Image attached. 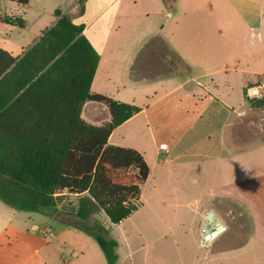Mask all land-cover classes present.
I'll return each instance as SVG.
<instances>
[{
  "label": "crops",
  "instance_id": "obj_1",
  "mask_svg": "<svg viewBox=\"0 0 264 264\" xmlns=\"http://www.w3.org/2000/svg\"><path fill=\"white\" fill-rule=\"evenodd\" d=\"M201 1L196 6L195 0H28L26 5L0 0L10 12L0 21V49L14 58L23 57L57 24L60 18L56 12H61L73 24L84 26V36L99 54L91 94L106 97L102 87L96 86L97 81L123 61L121 31L116 28L118 14L131 12L133 4H139L143 12H154L163 23L154 27V33L142 35L133 53L123 61V70L133 79L150 78L154 70L148 68L147 50L155 42L161 68L154 71L157 75L154 80L171 78L173 83L117 127L108 144L139 152L150 169L147 181L151 179L153 184L157 169L176 168L191 176L195 185L200 183L199 187L204 188L202 197L207 190L216 195L240 192L251 210L249 191L234 188L233 181L225 183L230 190L207 187L209 180L216 182L223 175L233 178L234 164L244 165L250 152L264 147L263 144L239 153L227 142L232 120L249 113L264 114V109H253L244 95L246 92L248 97L253 87H264V0ZM92 12L111 13L107 19L100 13L91 20ZM173 58H177L185 73L183 70L173 73ZM106 61H110L107 66ZM82 116L97 126L110 121L107 107L96 102L86 103ZM139 124L146 131L145 143L137 137ZM163 143L167 144V150L160 149ZM244 181L248 183L247 179ZM201 203V199H196L192 204L197 209ZM251 212L255 220L259 218L256 212ZM126 220L118 225L108 222L107 231L121 227ZM117 242V264H126L127 260L133 264L131 258L136 249L131 240L126 241L129 247L124 249L123 258L118 238ZM0 264H107V261L89 235L44 212L19 211L0 200Z\"/></svg>",
  "mask_w": 264,
  "mask_h": 264
},
{
  "label": "trees",
  "instance_id": "obj_2",
  "mask_svg": "<svg viewBox=\"0 0 264 264\" xmlns=\"http://www.w3.org/2000/svg\"><path fill=\"white\" fill-rule=\"evenodd\" d=\"M56 15L57 24L23 57L0 49V200L19 211L44 212L89 235L107 264H117L118 242L93 218L103 211L118 225L141 207L148 164L136 150L108 144L113 131L141 110L91 94L100 56L83 25ZM88 102L107 107L110 121L86 122ZM256 103L264 107V99ZM66 191L78 197L68 218L61 216L56 197Z\"/></svg>",
  "mask_w": 264,
  "mask_h": 264
},
{
  "label": "rangeland",
  "instance_id": "obj_3",
  "mask_svg": "<svg viewBox=\"0 0 264 264\" xmlns=\"http://www.w3.org/2000/svg\"><path fill=\"white\" fill-rule=\"evenodd\" d=\"M195 3L198 6L202 1L195 0ZM131 8V12H120L117 16L116 28L119 27L117 32L121 31L123 52L120 58L123 61L133 53L135 45L141 42L142 35L154 33V27L163 23L159 16H154V12H143L139 4H133ZM0 12L3 14L0 21L10 15L2 3ZM100 13H104V19H107L111 12H92L91 20ZM154 43L153 48L147 50V56L151 62L157 57L161 62V55L154 52ZM123 61L113 65L108 75L100 82L99 79L97 81L96 86L102 87L106 97L110 99L141 108L151 103L173 83L171 78L154 80L157 76L154 71L150 78L133 79L127 70H123ZM109 62L106 61L105 65ZM172 70L173 73L182 70L185 73L177 58L172 59ZM260 100L262 99L252 100L253 109H264L256 103ZM137 137L144 143L147 140L146 131L141 124L138 126ZM227 142L234 149L240 150L239 153L263 145L264 114L249 113L246 117L232 120ZM234 167L233 178L223 175L219 179L221 182L218 179L216 182L209 180L207 188L230 190L225 186L229 180L235 183L234 188H246L252 202L251 210L258 214V219H254L246 197L240 192L216 195L207 190L202 197L204 188L199 187L200 183L195 185L191 176H186L176 168L170 171L157 169L154 172V184L150 179L141 186V207L121 227H112L110 232L107 231V237L121 241L122 258L124 249L129 247L126 241L131 240L136 249L131 258L133 264H264V147L260 151L250 152L248 162L244 165L235 163ZM56 197L59 199L58 209L62 217L68 218L67 214L75 212L78 205L76 195L66 191ZM196 199L203 202L197 209L192 204ZM211 210L219 214L228 229L209 246H205L201 242L200 233L204 217ZM93 219L105 227L109 222L103 211H99ZM125 263L132 264L129 260Z\"/></svg>",
  "mask_w": 264,
  "mask_h": 264
},
{
  "label": "water",
  "instance_id": "obj_4",
  "mask_svg": "<svg viewBox=\"0 0 264 264\" xmlns=\"http://www.w3.org/2000/svg\"><path fill=\"white\" fill-rule=\"evenodd\" d=\"M227 230V225L215 210L209 211L203 222L200 239L203 245L209 246L217 237Z\"/></svg>",
  "mask_w": 264,
  "mask_h": 264
},
{
  "label": "built area",
  "instance_id": "obj_5",
  "mask_svg": "<svg viewBox=\"0 0 264 264\" xmlns=\"http://www.w3.org/2000/svg\"><path fill=\"white\" fill-rule=\"evenodd\" d=\"M1 17V14H0ZM248 97L251 99H264V87L257 86L249 89ZM161 150H167V144L163 143L160 145Z\"/></svg>",
  "mask_w": 264,
  "mask_h": 264
},
{
  "label": "flooded vegetation",
  "instance_id": "obj_6",
  "mask_svg": "<svg viewBox=\"0 0 264 264\" xmlns=\"http://www.w3.org/2000/svg\"><path fill=\"white\" fill-rule=\"evenodd\" d=\"M154 52H157V49L154 48ZM149 60H150V57H149ZM149 62L150 63L148 65V68L151 69V71L159 70V68H161V62L158 59V57H157V59H154V62H151V60Z\"/></svg>",
  "mask_w": 264,
  "mask_h": 264
}]
</instances>
